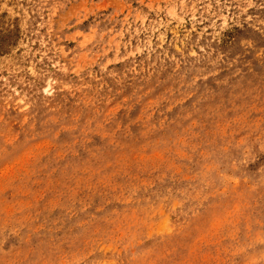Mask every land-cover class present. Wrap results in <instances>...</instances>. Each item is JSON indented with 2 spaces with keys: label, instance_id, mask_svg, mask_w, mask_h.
I'll return each mask as SVG.
<instances>
[{
  "label": "rangeland",
  "instance_id": "rangeland-1",
  "mask_svg": "<svg viewBox=\"0 0 264 264\" xmlns=\"http://www.w3.org/2000/svg\"><path fill=\"white\" fill-rule=\"evenodd\" d=\"M0 264H264V0H0Z\"/></svg>",
  "mask_w": 264,
  "mask_h": 264
}]
</instances>
